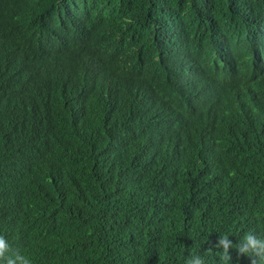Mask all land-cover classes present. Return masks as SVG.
Wrapping results in <instances>:
<instances>
[{
    "label": "trees",
    "instance_id": "1",
    "mask_svg": "<svg viewBox=\"0 0 264 264\" xmlns=\"http://www.w3.org/2000/svg\"><path fill=\"white\" fill-rule=\"evenodd\" d=\"M263 27L264 0H0L7 255L223 264L222 234L264 239Z\"/></svg>",
    "mask_w": 264,
    "mask_h": 264
},
{
    "label": "clouds",
    "instance_id": "2",
    "mask_svg": "<svg viewBox=\"0 0 264 264\" xmlns=\"http://www.w3.org/2000/svg\"><path fill=\"white\" fill-rule=\"evenodd\" d=\"M1 200L0 193V201ZM229 236L230 235L228 234H222L220 240L215 245L216 248L223 249L221 252L223 264H231L232 257L229 254L230 249H236L242 256L252 257L255 255L259 259V264H264V239H257L251 233H247L238 243L234 244L229 239ZM8 252L9 244L3 237H0V258H4L6 264H32V260L29 257L16 254L13 258L12 256L7 255ZM210 252L211 250H209L208 253L203 254L201 252L190 253L185 264H208L206 256L209 255ZM154 253L155 252H153L152 255H154Z\"/></svg>",
    "mask_w": 264,
    "mask_h": 264
},
{
    "label": "bare ground",
    "instance_id": "3",
    "mask_svg": "<svg viewBox=\"0 0 264 264\" xmlns=\"http://www.w3.org/2000/svg\"><path fill=\"white\" fill-rule=\"evenodd\" d=\"M28 18H30V17H28ZM30 22H31V20H30ZM264 28V27H263ZM263 44V43H262ZM264 65V64H263ZM263 65H261V66H263ZM264 67V66H263ZM187 70V69H186ZM186 72H188V71H186ZM189 84V83H188ZM189 86V85H188ZM189 88V87H188ZM204 91V90H203ZM200 102V101H199Z\"/></svg>",
    "mask_w": 264,
    "mask_h": 264
}]
</instances>
